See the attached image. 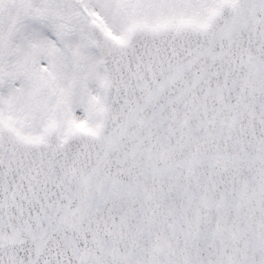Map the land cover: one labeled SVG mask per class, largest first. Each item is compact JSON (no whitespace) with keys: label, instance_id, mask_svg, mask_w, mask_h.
<instances>
[{"label":"snow or ice","instance_id":"1","mask_svg":"<svg viewBox=\"0 0 264 264\" xmlns=\"http://www.w3.org/2000/svg\"><path fill=\"white\" fill-rule=\"evenodd\" d=\"M0 264H264V0H0Z\"/></svg>","mask_w":264,"mask_h":264}]
</instances>
